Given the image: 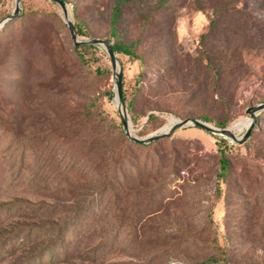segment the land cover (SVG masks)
I'll return each mask as SVG.
<instances>
[{
  "label": "rangeland",
  "instance_id": "rangeland-1",
  "mask_svg": "<svg viewBox=\"0 0 264 264\" xmlns=\"http://www.w3.org/2000/svg\"><path fill=\"white\" fill-rule=\"evenodd\" d=\"M115 2L65 0L79 39L133 45L134 57L116 53L133 134L196 118L241 136L247 110L264 103V0H130L114 37ZM20 8L0 27V264H198L222 253L225 264H264V111L242 145L195 126L153 143L142 153L148 165L117 183L107 205L78 156L99 149L106 132V147L130 140L110 100L108 53L75 50L57 3ZM14 10L15 0H0V20ZM218 138L232 162L221 189ZM79 208L56 255L34 258Z\"/></svg>",
  "mask_w": 264,
  "mask_h": 264
},
{
  "label": "trees",
  "instance_id": "trees-1",
  "mask_svg": "<svg viewBox=\"0 0 264 264\" xmlns=\"http://www.w3.org/2000/svg\"><path fill=\"white\" fill-rule=\"evenodd\" d=\"M65 1V0H64ZM130 0H116V2L113 5L112 9V14H111V34H114L115 37V30H116V23L121 17V11L127 2ZM227 6V5H226ZM153 13V11L151 12ZM23 16L22 14L18 17ZM16 19V18H15ZM215 23V20L211 21V25ZM75 30L76 33L79 35H85V32H83L82 28L79 27L75 23ZM112 46L114 47V50L116 53L129 56V57H134L135 56V49L133 45H129L126 43H123L119 40H116V42L111 43ZM86 47H94V46H87V45H82V46H75V50H79L82 48ZM79 58L83 59L82 54L78 52ZM207 60V66L212 67V60H211V55L206 54L205 56ZM98 73H101L102 71L97 70ZM214 84L216 87L219 88L218 80L214 81ZM122 88H123V102L126 104L128 112H131L132 109V104L127 96L126 91L124 90V84L122 83ZM205 121H208L207 119H204ZM258 124V123H257ZM217 125L220 127H225L226 123L224 122H217ZM256 125L254 126V128ZM253 128V129H254ZM102 144L99 147V149H95L94 147H88L87 150H85L84 154L82 156H78V158L85 163L86 169L92 170L95 172L98 177L102 181V186L100 189H98L95 192V196L97 195H106L107 194V199L105 200L107 205L112 204L113 200L115 199V195L113 194V191L115 190V185L120 182V184L123 183V181L128 177V174L131 173L133 168H137V166L140 165H148V159L143 160V150L150 147L153 143H156L159 140H156L150 144H140V143H135L131 140L127 139V143L125 144V148H113L111 146L106 147L105 145L107 144V141L105 139L107 138V132L106 135H102ZM165 139V138H164ZM162 140V139H160ZM219 140V147H218V153L213 155V157H216V162L219 164L218 170L216 173V179L217 183L219 184L218 189H221V184H224L226 180L230 177L231 173V157L226 154L227 150V140L224 138H218ZM158 155L157 152H153V156ZM146 156H151L149 153ZM159 156V155H158ZM170 157H168L169 161L172 160V164L176 165V159L178 158L175 153L169 154ZM160 158V157H159ZM142 161V163H141ZM150 170H152V166H149ZM143 168V167H142ZM137 170V169H136ZM122 180V183H121ZM93 195V196H94ZM93 199H96L93 198ZM98 202V200L96 201ZM80 211H82V208H79L77 211H75V218L71 219V222H65L64 224L60 225L57 227V232L56 236L53 238L52 242L47 244L45 248H43L41 251L38 252V254L34 257L37 259H40L44 253H52V257L55 256L56 251H57V245L60 244L62 238H64L66 235V229L69 227V225H76L79 223L81 220L79 219ZM99 210H94V212H98ZM86 218V216H84ZM82 224L79 225L81 227ZM77 226V225H76ZM75 226V232H78ZM61 235V236H60ZM61 237V238H60ZM76 240V239H75ZM219 254V253H218ZM224 261H228L227 255L219 254V256H211L202 262L198 264H219L220 262L224 263ZM237 264L236 262H227V264ZM225 264V263H224Z\"/></svg>",
  "mask_w": 264,
  "mask_h": 264
},
{
  "label": "water",
  "instance_id": "water-1",
  "mask_svg": "<svg viewBox=\"0 0 264 264\" xmlns=\"http://www.w3.org/2000/svg\"><path fill=\"white\" fill-rule=\"evenodd\" d=\"M51 1L57 3L61 7L63 15H64L65 23L67 24L69 28V32H70L71 38L75 46L97 45V46H103L106 49L108 56L110 58V61H111L112 73L114 76V81H115V86H116L114 93L110 96V100L113 101L114 99H116L117 103L115 105L118 109L124 132L131 141L135 143H140V144H150L156 140L170 137L173 134V132H175L177 129L182 128L184 126H195L197 128L204 129L214 135H219V136H223L225 138L231 139L233 142L239 145L244 144L250 138L251 132L255 124L259 122L257 115L261 113L262 111H264V103L259 104L258 106L250 107L247 110V113L251 116V122L249 126L246 128L245 132L241 136L236 135L231 128H218V127L212 126L209 123L204 122L200 119H196V118H187L184 120L174 119L172 120V125L168 127L167 130H161L158 133L145 137V138H140L134 135L131 130V123H130V119L128 115V110L123 102V95H122L123 74H122L121 65L118 60L117 54L114 50V47L112 46L110 42L104 39H98V38H92V39H87V40L79 39V36L75 30V24L70 18V14L66 7L65 1L64 0H51ZM20 3H21V0H15L14 12L10 14L9 16H7L5 19L0 20V27H3L6 22H8L9 20L15 17H18L21 14Z\"/></svg>",
  "mask_w": 264,
  "mask_h": 264
},
{
  "label": "bare ground",
  "instance_id": "bare-ground-1",
  "mask_svg": "<svg viewBox=\"0 0 264 264\" xmlns=\"http://www.w3.org/2000/svg\"><path fill=\"white\" fill-rule=\"evenodd\" d=\"M113 101H114L115 103H117L116 99H114ZM250 122H251V119H248V120L246 121V125H247V127L249 126ZM131 130H132V127H131Z\"/></svg>",
  "mask_w": 264,
  "mask_h": 264
}]
</instances>
